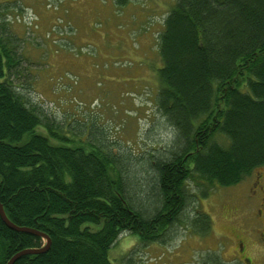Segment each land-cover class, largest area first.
<instances>
[{"label": "trees", "instance_id": "16d2710c", "mask_svg": "<svg viewBox=\"0 0 264 264\" xmlns=\"http://www.w3.org/2000/svg\"><path fill=\"white\" fill-rule=\"evenodd\" d=\"M156 45L154 102L172 137L142 176L96 128L74 144L69 127L25 98L13 82L17 38L0 24V204L14 225L50 240L13 264H113L122 234L142 246L166 244L177 227L206 236L208 214L181 220L190 186L206 196L264 165V0H173ZM45 243L0 219V264Z\"/></svg>", "mask_w": 264, "mask_h": 264}, {"label": "rangeland", "instance_id": "374dc122", "mask_svg": "<svg viewBox=\"0 0 264 264\" xmlns=\"http://www.w3.org/2000/svg\"><path fill=\"white\" fill-rule=\"evenodd\" d=\"M172 2L0 0V24L16 36L22 62L14 85L31 104L69 127L74 144L89 140L96 128L105 146L128 156L131 170L140 173L144 159L172 137L154 102L160 64L156 37ZM76 131L82 135H71ZM258 186L264 190V165L237 185L212 188L206 196L191 185L195 197L185 210L188 218L181 220L198 211L208 214L211 229L203 240L180 227L160 245L142 246L122 234L109 259L113 264H189L191 254L218 255L232 226H252L248 197Z\"/></svg>", "mask_w": 264, "mask_h": 264}, {"label": "flooded vegetation", "instance_id": "af4514ba", "mask_svg": "<svg viewBox=\"0 0 264 264\" xmlns=\"http://www.w3.org/2000/svg\"><path fill=\"white\" fill-rule=\"evenodd\" d=\"M248 198L252 212L249 216L252 218L254 215L252 226H232L230 234L222 236L218 255L195 258L191 254L189 264H264V190L258 186ZM244 214L247 217V213ZM196 236L201 240L205 237ZM230 244L234 246L231 251L228 248Z\"/></svg>", "mask_w": 264, "mask_h": 264}, {"label": "water", "instance_id": "95a60500", "mask_svg": "<svg viewBox=\"0 0 264 264\" xmlns=\"http://www.w3.org/2000/svg\"><path fill=\"white\" fill-rule=\"evenodd\" d=\"M0 219L1 221L4 223V225L13 230V231H16V232H23V233H28V234H32V235H35V236H40L42 237L44 240H45V244L41 247V248H38V249H25L21 252H18L16 253L15 255H13L8 261L6 264H13L19 257H21L22 255H28V254H40V253H43L45 252L48 247H49V244H50V240L49 238L35 230V229H32V228H27V227H19V226H16L14 225L8 218L7 216L5 215L4 213V210L2 208V205L0 204Z\"/></svg>", "mask_w": 264, "mask_h": 264}]
</instances>
